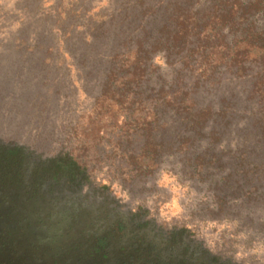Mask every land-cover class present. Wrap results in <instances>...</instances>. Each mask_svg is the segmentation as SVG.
I'll return each mask as SVG.
<instances>
[{
    "label": "rangeland",
    "instance_id": "obj_1",
    "mask_svg": "<svg viewBox=\"0 0 264 264\" xmlns=\"http://www.w3.org/2000/svg\"><path fill=\"white\" fill-rule=\"evenodd\" d=\"M60 1L0 0V146H19L25 154L41 160L62 153L77 155L83 172L71 187L82 189L86 195L97 193L108 203L165 225L162 228L168 232L185 230L195 243L203 245L200 230L204 225L193 228L197 216L205 213V221L212 226L228 224L223 220L227 213L213 218L214 214L205 210L215 193L214 186L226 184L218 188L219 193H228L222 196L238 210L233 193L237 194L240 186L250 189L247 177L236 175L235 168V153L254 117L246 101L247 86L225 72L216 76L214 84L196 83L181 70L178 58L159 53L150 63L153 68L147 75V91L170 87L181 73L182 85L197 107L211 106L216 116L199 132L173 109L155 108L160 101L154 96L155 124L149 128L130 126L123 130L126 133L111 135L117 142L102 141L95 148L94 159L79 155L74 141L68 140L69 133L100 95L109 68L106 56L118 51L128 35L137 36L140 28L152 31L160 16L157 2L169 0H146L151 8L145 16L138 10H125L121 6L124 0H72L75 10L102 13L104 23L94 27L81 15L73 19L74 15L68 14L70 8L64 21L65 26L74 27L70 35L64 26L56 28ZM196 2L204 4L203 0ZM222 107L225 115L221 114ZM218 135L219 141L214 140ZM150 142L158 147L153 169H136L129 160L140 155ZM205 155L216 156L214 169L205 164L201 172L192 175L196 158ZM259 189L262 192L264 186ZM172 204L176 205L175 215ZM211 257L218 258L214 253Z\"/></svg>",
    "mask_w": 264,
    "mask_h": 264
},
{
    "label": "trees",
    "instance_id": "obj_2",
    "mask_svg": "<svg viewBox=\"0 0 264 264\" xmlns=\"http://www.w3.org/2000/svg\"><path fill=\"white\" fill-rule=\"evenodd\" d=\"M203 1L201 5H197L196 0L157 2L156 10L160 16L156 27L152 31L140 28L137 36L128 35L118 51L113 50L106 56L109 68L105 72L100 95L91 110L78 118L70 130L68 140L74 141L72 145L79 155L94 159L95 148L102 141H116L111 139V135L126 133L124 131L129 130L130 126L149 128L156 123V113L152 110L154 96L160 101L155 108L173 109L183 116L190 128L199 132L205 129L216 116L215 111L211 106L197 107L191 93L182 85L183 76L180 72L170 87L149 92L145 88L147 75L153 68L150 64L152 57L159 53L178 58L181 70L194 77L196 83L214 84L216 76L224 72L244 81L247 86L246 101L250 102L254 117L250 131L241 139L243 141L235 153L238 155L235 168L236 175L247 177L250 189L240 186L236 189L237 194L233 193L237 196L233 204L239 207L238 210L222 196L228 193H219L218 188L226 184L214 186L216 191L212 200L206 203L209 208L205 207L208 208L205 210L210 214L212 212L213 218L227 213L224 215L227 218L223 217V220L228 224L212 226L210 221H205V213L197 216L193 228L197 227L198 230L201 227L199 225H204V230H200L205 238L203 245L195 243V238L185 230L176 229L174 232L187 237L207 257L210 258L214 253L218 258L211 257L215 259L213 264H264V208L260 207H264V189L262 192L259 189L264 186V0ZM71 2L60 1L59 17L55 22L58 30L59 26H64L65 30H69L67 35L74 30L73 25L67 27L64 24L66 11L70 8L68 14L74 15L73 19L81 15L94 27L97 23H104V17H101L99 11H82V8L75 10L76 4ZM121 6L125 10L131 8V12L138 10L142 16L151 8L146 0H124ZM61 41L63 44L64 41ZM225 111L222 107L221 114L225 115ZM220 138L218 135L214 140L219 141ZM67 154L41 160L25 154L19 146H0V159L14 163L32 158L38 162V166H46L43 171L49 176V181L54 183L64 179L71 185L76 183L78 175L83 171L79 168V156ZM157 155V145L150 142L129 163L136 169L152 170ZM205 156L196 158V171L192 175L201 172L205 164H211L214 169L216 156ZM191 219H195V216Z\"/></svg>",
    "mask_w": 264,
    "mask_h": 264
},
{
    "label": "flooded vegetation",
    "instance_id": "obj_3",
    "mask_svg": "<svg viewBox=\"0 0 264 264\" xmlns=\"http://www.w3.org/2000/svg\"><path fill=\"white\" fill-rule=\"evenodd\" d=\"M37 166L0 159V264H213L184 235Z\"/></svg>",
    "mask_w": 264,
    "mask_h": 264
},
{
    "label": "clouds",
    "instance_id": "obj_4",
    "mask_svg": "<svg viewBox=\"0 0 264 264\" xmlns=\"http://www.w3.org/2000/svg\"><path fill=\"white\" fill-rule=\"evenodd\" d=\"M171 207H172V209H173V213H172V214L175 215L176 205H175V204H172Z\"/></svg>",
    "mask_w": 264,
    "mask_h": 264
}]
</instances>
